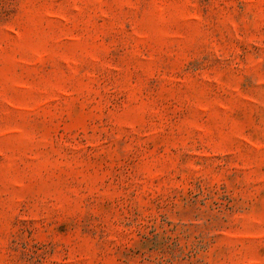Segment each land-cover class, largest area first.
<instances>
[{
    "label": "rangeland",
    "instance_id": "374dc122",
    "mask_svg": "<svg viewBox=\"0 0 264 264\" xmlns=\"http://www.w3.org/2000/svg\"><path fill=\"white\" fill-rule=\"evenodd\" d=\"M0 264H264V0H0Z\"/></svg>",
    "mask_w": 264,
    "mask_h": 264
}]
</instances>
